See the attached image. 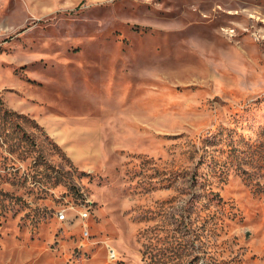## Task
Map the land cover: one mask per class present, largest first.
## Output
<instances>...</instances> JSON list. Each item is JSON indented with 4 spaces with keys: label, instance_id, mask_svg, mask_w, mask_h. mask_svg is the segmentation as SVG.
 I'll return each instance as SVG.
<instances>
[{
    "label": "rangeland",
    "instance_id": "374dc122",
    "mask_svg": "<svg viewBox=\"0 0 264 264\" xmlns=\"http://www.w3.org/2000/svg\"><path fill=\"white\" fill-rule=\"evenodd\" d=\"M0 264H264V0H0Z\"/></svg>",
    "mask_w": 264,
    "mask_h": 264
},
{
    "label": "built area",
    "instance_id": "2783aa9c",
    "mask_svg": "<svg viewBox=\"0 0 264 264\" xmlns=\"http://www.w3.org/2000/svg\"><path fill=\"white\" fill-rule=\"evenodd\" d=\"M81 216L85 218V217H87V213H86V212L81 213ZM59 218H60V219L65 218V214H64V213H61V214L59 215ZM110 255H113V253L110 252Z\"/></svg>",
    "mask_w": 264,
    "mask_h": 264
}]
</instances>
